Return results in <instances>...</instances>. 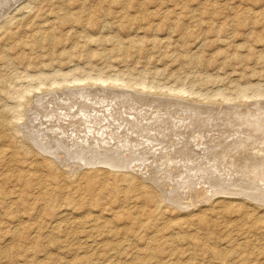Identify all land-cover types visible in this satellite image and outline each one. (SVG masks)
<instances>
[{
  "label": "rangeland",
  "instance_id": "obj_1",
  "mask_svg": "<svg viewBox=\"0 0 264 264\" xmlns=\"http://www.w3.org/2000/svg\"><path fill=\"white\" fill-rule=\"evenodd\" d=\"M263 109L264 0H0V264H264V182L254 185L248 174L220 169L221 191L211 199L192 201L190 194L201 186L190 194L174 186L175 196L174 187L165 189L177 170L186 174L183 165L200 169L192 158L185 163L176 155L185 151L183 138L195 149L210 133L251 138L249 125L257 132L264 127ZM60 112L69 119L79 115L71 133L57 129L69 120ZM161 114L190 128L177 133L161 123ZM152 117L156 124L148 123ZM117 130H127L133 149ZM80 135L98 149L80 152L74 147ZM260 136L264 131L254 139L263 142ZM54 137L62 141L57 145ZM245 138L237 143H248ZM118 139L136 155L130 159L135 153L128 155ZM168 140L176 145L169 153ZM240 153L225 155L241 165L257 158L252 151ZM215 161L212 170L220 165ZM118 164L124 169H115ZM137 167L147 169L146 176ZM168 192L174 198H166Z\"/></svg>",
  "mask_w": 264,
  "mask_h": 264
},
{
  "label": "bare ground",
  "instance_id": "obj_2",
  "mask_svg": "<svg viewBox=\"0 0 264 264\" xmlns=\"http://www.w3.org/2000/svg\"><path fill=\"white\" fill-rule=\"evenodd\" d=\"M78 81V80H77ZM104 82V81H103ZM106 84V83H105ZM87 85V84H86ZM89 86V85H88ZM87 87V86H86ZM85 87V88H86ZM100 87V86H99ZM66 88V87H65ZM68 88V87H67ZM70 88V87H69ZM90 88V87H89ZM79 89V88H78ZM66 90V89H65ZM87 90V89H86ZM107 90V89H106ZM109 91V90H108ZM67 92V91H66ZM81 92V91H80ZM83 92V91H82ZM93 92V91H92ZM91 92V93H92ZM76 93V92H75ZM86 93H88V92H86ZM106 93V92H105ZM128 93V92H127ZM74 94V93H73ZM89 95V94H88ZM96 95V94H95ZM122 95V94H121ZM92 96V95H91ZM137 96V95H136ZM114 97V96H113ZM119 97V96H118ZM122 97V96H121ZM124 97V96H123ZM126 97V96H125ZM40 98H42V97H40ZM89 98V97H88ZM98 98V97H97ZM129 98V97H128ZM44 99V98H43ZM74 99V98H73ZM95 99V98H94ZM53 100V102H54V98L52 99ZM56 100V99H55ZM77 100V99H76ZM84 100V99H83ZM127 100V99H126ZM40 101V102H39ZM38 102H39V105H38V107H40V103H41V100H39ZM72 101V100H71ZM100 101V100H99ZM98 101V102H99ZM124 101V100H123ZM139 101V100H138ZM66 102V101H65ZM81 102V101H80ZM86 102V101H85ZM90 102V101H89ZM48 103V102H47ZM76 103V102H75ZM78 103V102H77ZM93 103L95 104V102H92L90 105H93ZM96 103H97V101H96ZM38 104V103H37ZM43 104H44V102H43ZM54 104V103H53ZM57 104H59L58 102H57ZM56 104V105H57ZM61 104V103H60ZM59 104V105H60ZM83 104V103H82ZM81 104V105H82ZM86 104V103H85ZM84 104V105H85ZM102 104V103H101ZM175 104V103H174ZM62 105H64L65 106V104H64V102H63V104ZM71 105V104H70ZM69 105V106H70ZM77 105V104H76ZM81 105H79V106H81ZM87 105H89L88 104V102H87ZM96 105V104H95ZM94 105V106H95ZM99 105V104H98ZM179 105V104H178ZM182 106H183V104H181ZM186 105H188V104H186ZM42 106H44V105H42ZM53 106V105H52ZM63 106V107H64ZM68 106V105H67ZM66 106V107H67ZM75 106V105H74ZM94 106H92V108L94 107ZM101 106H103V105H101ZM115 105H114V103H113V107H114ZM45 107V106H44ZM57 107V106H56ZM59 108H60V106H58ZM62 107V108H63ZM71 107H72V105H71ZM77 107H78V105H77ZM82 107V106H81ZM91 107V106H90ZM99 107V106H98ZM97 107V108H98ZM104 107V106H103ZM110 107H112V105L110 106ZM117 107V106H116ZM180 107V106H179ZM45 108H47V107H45ZM58 108V109H59ZM76 108V107H75ZM83 108H85V107H83ZM83 108L82 109H80L79 111L81 112V110L83 111ZM96 108V107H95ZM119 108V107H118ZM39 108H37V110H38ZM40 109H42V108H40ZM65 109V108H64ZM63 109V110H64ZM71 109V108H70ZM94 109V108H93ZM128 109V108H127ZM165 109V108H164ZM262 109V108H261ZM260 109V110H261ZM49 110H50V108H49ZM52 110H53V107H52ZM60 110V109H59ZM59 110H57V111H59ZM68 110V112H70V111H74V109H71V110H69V109H66V110H64V112L65 111H67ZM88 109L86 108V111H87ZM92 110V109H91ZM91 110H90V112H91ZM98 111L99 110H104V109H102V107H101V109L100 108H98L97 109ZM117 110V109H116ZM115 110V111H116ZM166 110V109H165ZM179 110V109H178ZM211 110V109H210ZM231 110V109H230ZM264 110V109H263ZM40 111V110H39ZM43 111H46L47 112V109L45 110H43ZM54 111H55V109H54ZM56 111V112H57ZM100 111V112H101ZM111 111V110H110ZM113 111V110H112ZM118 111V110H117ZM146 111V110H145ZM187 111V110H186ZM192 111V110H191ZM237 111V110H236ZM63 112V113H64ZM67 112V113H68ZM143 112V111H142ZM172 112V111H171ZM210 112V111H209ZM233 112V111H232ZM39 113V112H38ZM49 113V112H48ZM55 113V112H54ZM61 114H63L62 112H60ZM79 113V112H78ZM78 113H76V114H78ZM117 113H119V112H117ZM158 113V112H157ZM169 113V112H168ZM182 113V112H181ZM188 113V112H187ZM196 113V112H195ZM261 113H262V110H261ZM264 113V112H263ZM45 114V113H44ZM44 114H43V116H44ZM50 114H51V116H52V114H53V112L51 113L50 112ZM74 114V113H73ZM80 114V113H79ZM86 114H87V112H86ZM90 114H92V113H90ZM94 114H96V116H97V118L96 119H98L99 117H98V114L97 113H94ZM101 114H102V112H101ZM128 114V113H127ZM162 114H164V113H162ZM161 114V115H162ZM188 114H190V111H189V113ZM229 114V113H228ZM248 114V113H247ZM54 115V114H53ZM56 115V114H55ZM54 115V116H55ZM75 115V114H74ZM82 115H83V113H82ZM85 115V114H84ZM103 115V114H102ZM123 115V114H122ZM155 115H157L156 113H155ZM161 115H160V117H161ZM214 115V114H213ZM259 115V114H258ZM35 116V115H34ZM39 116V115H38ZM43 116H41L40 115V117H43ZM47 116V115H46ZM59 116V115H58ZM58 116H57V119H58ZM61 116V115H60ZM64 116L65 117H67L66 116V114L64 113ZM71 116V115H70ZM92 116V115H91ZM100 116V115H99ZM112 116V115H111ZM132 116V115H131ZM142 116V115H141ZM163 116V115H162ZM165 116V115H164ZM164 116H163V118H161V120H162V124L165 126V125H168V127H170L171 125H174V127L172 128V130L173 131H175V132H179L180 133V131L181 130H185L186 129V131L188 130V127L190 126V125H187V126H185V125H179L180 124V122L182 123V121H180V122H178V120H165V118H168V116H165V118H164ZM232 116V115H231ZM234 116V115H233ZM48 117V116H47ZM49 117H50V115H49ZM90 117V116H89ZM121 117V116H120ZM144 117V116H143ZM153 117H154V115H153ZM153 117H152V119L150 120V121H148V123L150 122V123H153V124H156L157 122H156V119H153ZM158 117V116H157ZM176 117V116H175ZM180 116H177L176 118H179ZM190 117V116H189ZM199 117V116H198ZM207 117V116H206ZM44 118V117H43ZM54 118H56V117H54ZM63 118V117H62ZM68 118V117H67ZM77 118H79V115L77 116H74L73 118H71V119H69L68 121L66 120V122L63 120L62 122L64 123V125H60V127H58L57 129H68L69 130V132H70V129H72L73 127L75 128V126H76V124H78L79 123V119L77 120ZM84 119H85V116L83 117ZM92 118V117H91ZM95 118V117H94ZM102 118V117H101ZM132 118V117H131ZM171 118V117H170ZM187 118H188V115H187ZM191 118V117H190ZM192 118H194V119H197V115L195 116V114L193 113V115H192ZM200 118V117H199ZM205 118V117H204ZM36 119H37V117H36ZM46 117H45V121H46ZM87 119V118H86ZM88 119H90V118H88ZM100 119V118H99ZM122 119V118H121ZM125 118L123 117V120H124ZM150 119V118H149ZM149 119H147V120H149ZM164 119V120H163ZM175 119V118H174ZM180 119V118H179ZM183 118H181L180 120H182ZM186 119V118H185ZM185 119H184V121H185ZM201 119H202V116H201ZM253 119V118H252ZM262 119V118H261ZM41 120H42V118H41ZM50 120H52L53 121V118L52 119H50ZM56 120V119H55ZM61 120V119H60ZM60 120H58V121H60ZM81 120V119H80ZM127 120V119H126ZM126 120H125V122H126ZM133 120V119H132ZM158 120H160V119H158ZM187 120V122H188V119H186ZM191 120V119H190ZM197 120H199V119H197ZM203 120V119H202ZM207 120V119H206ZM209 120V119H208ZM207 120V121H208ZM255 120V119H254ZM44 121V120H43ZM42 121V122H43ZM44 121V122H45ZM48 121V120H47ZM89 121V120H88ZM93 121V120H92ZM97 121L98 122H100L99 120H96L95 121V123H97ZM102 121H104L103 119H102ZM170 121V122H169ZM177 121V122H176ZM183 121V122H184ZM236 121V120H235ZM245 121H247L246 119H245ZM259 121V120H258ZM262 121V120H261ZM38 122H40V121H38ZM42 122H40V123H42ZM83 122H84V120H83ZM89 122H91V121H89ZM89 122L88 123H86V120H85V123L86 124H89ZM193 122V121H192ZM197 122V121H196ZM248 122V121H247ZM49 123V122H48ZM55 122H53V124H54ZM92 123V122H91ZM131 122H129V124H130ZM144 123H146V121L144 122ZM144 123H143V126H144ZM179 123V124H178ZM186 123V122H185ZM189 123H190V121H189ZM188 123V124H189ZM242 123V122H241ZM56 124V123H55ZM80 124H81V121H80ZM93 124V123H92ZM103 124H104V122H103ZM105 124H107V122L105 123ZM104 124V125H105ZM128 124V125H129ZM134 123H132L131 125H133ZM151 125L150 127H153L154 125ZM223 124V123H222ZM33 125V124H32ZM31 125V126H32ZM39 125H41V124H39ZM52 125V124H51ZM57 125V124H56ZM55 125V126H56ZM97 125H99V124H97ZM135 125V124H134ZM192 125V124H191ZM194 125V124H193ZM243 125V124H242ZM245 125V124H244ZM261 125V124H260ZM49 126V125H48ZM54 126V127H55ZM58 126V125H57ZM89 126H90V124H89ZM93 127H94V124L92 125ZM103 126V125H102ZM142 126V127H143ZM163 126V127H164ZM33 127V126H32ZM41 127V129L42 128H44L43 126H40ZM40 127H38V128H40ZM51 127V126H50ZM50 127H49V129H50ZM78 127H79V125H78ZM86 127H88L87 125H86ZM85 127V128H86ZM93 127H90V128H93ZM101 127V126H100ZM100 127H98V128H100ZM105 127V126H104ZM107 127H108V125H107ZM107 127H105V129H107ZM130 127V126H129ZM141 127V126H140ZM144 127H147V126H144ZM224 127H226V126H224ZM240 127V126H239ZM46 128H47V126H46ZM56 128V127H55ZM77 128V127H76ZM102 128V127H101ZM100 128V129H101ZM113 128V127H112ZM131 128H132V126H131ZM131 128H130V130H131ZM148 128V130H149V133H151V132H154L155 133V135H157L158 134V137H162L163 138V136H162V133L160 132V131H158V129H151L152 131H150V129H149V127H147ZM165 128V127H164ZM190 128V127H189ZM195 128V127H194ZM203 128V127H202ZM236 128V127H235ZM246 128H247V126H246ZM248 128H251L250 130L252 131H250L251 133H253V135H252V137H253V139H251V138H249V136H248V138H247V136H246V138L243 136V137H240V135H238V138L236 137L237 135H229V136H224V137H222V136H220L219 134H212V133H210L211 135H209V134H207V132H206V135L208 136V138L205 140V142H202V143H200V146H201V148H200V146H198V149H195V147H194V145H191L190 143H188V141L185 143V141H184V138H183V142H179V144H181V146L180 147H183V148H185L184 150L185 151H180L179 149H177V151H176V155L177 154H180V159L182 160V162L184 161L185 163H187L186 161H189V159H191V164H197L198 166H200L199 168L200 169H197V167H194V169L196 168L197 170H193L190 166L186 169L185 168V165H183V167H184V170H187V172H186V174H182V172H181V174H179V172H178V170H177V172H176V177H174L173 178V174H170L169 173V175H170V177H171V175H172V178L173 179H169V181H167V182H169V183H167L166 184V186L165 187H167V188H165V189H168V191L170 192V190L172 191V189H173V187L175 186L176 188H177V190L178 189H180V191H181V188H183L184 189V191L185 192H187V193H189V191L191 190V189H195L196 188V186H201V187H199V188H197V189H195L194 190V196L193 195H191L190 193V197H192V201L193 200H196L195 202H199L200 201V199L199 198H201V196H202V198H206V199H209L210 198V194L211 195H213V194H217L218 192H220L221 190V187H220V189H219V187H218V182H217V180L218 179H220L221 178V174L219 173V170L220 169H226V170H228L229 172H230V174L231 173H240L241 175H243V176H246L247 174L248 175H250V177L254 180L253 181V183L252 184H254V185H257V184H259V185H262L263 184V182H264V150H259V148H261V147H263L264 146V141L262 142V140L260 139H254V135H257V137L259 136V132L260 131H264V127H263V129L262 130H258V132L257 131H255V126L254 127H250V125L248 126ZM262 128V127H261ZM30 129V127L28 128V130ZM32 129H34V128H32ZM31 129V130H32ZM36 130H37V128H35ZM34 129V130H35ZM40 129V130H41ZM48 129V128H47ZM51 129H53L52 127H51ZM50 129V130H51ZM104 129V130H105ZM117 129H118V127H117ZM125 129V128H124ZM123 129V130H124ZM128 129V128H127ZM134 130H135V128H133ZM138 129V128H137ZM143 129H145V128H143ZM168 129V131L166 130V128L163 130L164 131V133H166V132H169L170 130H169V128H167ZM204 129V128H203ZM238 129V128H237ZM259 129V128H258ZM43 130V129H42ZM41 130V131H42ZM45 130V129H44ZM61 130H59V131H61ZM67 130V131H68ZM72 130H74V129H72ZM83 130V129H82ZM87 130V129H86ZM85 130V131H86ZM91 130V129H90ZM89 130V131H90ZM94 130V129H93ZM97 129H95V131H96ZM103 130V131H104ZM110 130V129H109ZM108 130V131H109ZM147 130V129H146ZM145 130V131H146ZM147 130V131H148ZM157 130V131H156ZM192 130H194L193 128H192ZM204 130H206V129H204ZM47 131H49V130H47ZM53 131V130H52ZM77 131L78 132H80L79 130H78V128H77ZM84 131V133L86 134V132ZM92 131V130H91ZM102 131V132H103ZM115 131V130H114ZM113 131V132H114ZM126 131L127 130H125L124 132H119L118 130H117V134H119L118 136L119 137H125L126 138ZM128 131H129V129H128ZM137 131V130H136ZM135 131V134L136 133H138L139 135H144L145 136V133H144V131L143 130H141L142 132V134L141 133H139L138 131H139V129H138V131L136 132ZM191 131V130H190ZM188 132V135L191 133V132ZM241 131V130H240ZM244 131H246V130H244ZM51 132V131H50ZM57 131H55V133H56ZM61 132H64V131H61ZM68 132V133H69ZM72 132V131H71ZM70 132V133H71ZM82 132V131H81ZM88 132V131H87ZM104 132H107V131H104ZM102 133V134H105V133ZM110 132V131H109ZM130 132V131H129ZM185 132V131H184ZM201 132V131H200ZM203 132V131H202ZM238 132V131H237ZM236 132V133H237ZM249 132V133H250ZM37 132H35V134H36ZM40 132H38L37 134H39ZM49 132H47V134H48ZM52 133V132H51ZM59 133V132H58ZM65 133H66V131H65ZM67 133V134H68ZM69 133V135H71ZM89 134L88 135H91L90 134V132H88ZM94 133V132H93ZM96 133V132H95ZM112 133V132H111ZM116 133V132H115ZM114 133V134H115ZM131 133V132H130ZM132 133H134L133 131H132ZM186 133V132H185ZM204 133V132H203ZM240 133V132H239ZM243 133V132H242ZM33 134V133H32ZM43 134V133H42ZM50 134V133H49ZM53 134V133H52ZM62 134V133H61ZM60 134V135H61ZM76 134V133H75ZM83 134V133H82ZM97 134V133H96ZM96 134H95V136H96ZM99 134H101V133H98V138H99ZM113 134V133H112ZM133 135L134 136V138H135V136H137V135ZM173 134V133H172ZM30 135H31V133H30ZM64 135H66V134H64ZM68 135V137H70ZM72 135H73V133H72ZM77 135V134H76ZM93 135V134H92ZM106 135V134H105ZM111 135V134H110ZM150 134H148V136H149ZM153 134H151L150 136H152ZM155 135H154V137H155ZM205 135V136H206ZM246 135H247V133H246ZM35 135H33L32 137H31V139H33L34 140V137ZM45 136H46V133H45ZM50 136H51V134H50ZM49 136V137H50ZM55 136V135H54ZM62 136V135H61ZM81 137H82V141H81V143H79L78 142V139H77V137L75 138V139H77V143H79V145H77V143L75 144V142H74V144H72V146L74 145V147L76 148L77 146H80V152L83 150V151H85V154H87V152L86 151H88V152H91V151H93V145H94V143H93V145H91V143L89 144L88 143V141H86V136L85 135H80ZM85 136V137H84ZM107 137H110V136H108V135H106ZM106 136H104V137H106ZM111 136H113L114 137V135H111ZM147 136V137H148ZM172 136V135H171ZM195 136H199V135H195ZM202 136H204V134L202 135ZM204 136V137H205ZM251 136V135H250ZM262 136V135H261ZM260 136V137H261ZM38 137V139L40 140L41 138H39V136H37ZM43 137V136H42ZM56 137V136H55ZM54 137V138H55ZM60 137V136H59ZM59 137H57V138H55V142H56V144L58 145V143H60L62 140H60V138ZM64 137V136H63ZM73 137V136H72ZM71 137V138H72ZM88 137V136H87ZM90 137V136H89ZM128 137V136H127ZM153 137V136H152ZM178 137V136H177ZM264 137V136H263ZM44 138V137H43ZM42 138V139H43ZM52 138V137H51ZM51 138H49V139H51ZM93 138H95V137H93ZM92 138V139H93ZM98 138H96V139H98ZM101 138V137H100ZM99 138V139H100ZM111 138V137H110ZM118 138V137H117ZM125 138H124V140H125ZM130 138H131V135H130ZM130 138L128 139V138H126V140L127 141H125L126 142V145H129L130 146V148L132 147L131 145H133V142L130 140ZM138 138V136L135 138V140ZM140 138V137H139ZM150 138V137H149ZM172 138V137H171ZM174 138H176V137H174ZM180 138V137H179ZM193 138V137H192ZM196 138H199V137H196ZM246 139V141H248V143L247 142H245V143H237V141H239L240 139ZM262 138V137H261ZM36 139V138H35ZM45 139L46 138H44V141H45ZM62 139H65V137L64 138H62ZM104 139V138H103ZM101 140V144L103 143H107V142H103L104 140ZM114 139V138H113ZM115 139H116V137H115ZM141 139V138H140ZM158 139V138H157ZM157 139H154L153 140V138H152V143L155 141V140H157ZM181 139V138H180ZM186 139H187V136H186ZM263 140H264V138H262ZM47 140V139H46ZM67 140H69V138L67 139ZM71 140H74V139H71ZM79 140H81V139H79ZM94 140V139H93ZM107 140V139H106ZM119 140V142L121 141L120 139H118ZM118 140H117V142H118ZM173 140V139H172ZM172 140H168V141H166V142H169L170 144L167 146L166 145V147H165V149L167 150L166 152H168V150L169 149H172L171 147H174V146H176V145H174V144H172ZM188 140V139H187ZM194 140V139H193ZM197 140H199V139H197ZM225 140H228L227 141V144L223 147H221L220 146V142H222V141H225ZM43 141V142H44ZM51 141V140H50ZM70 141V140H69ZM76 141V140H75ZM96 141V140H95ZM100 141V140H99ZM115 141V140H114ZM177 141V140H176ZM203 141V140H202ZM245 141V140H244ZM38 142V140L36 141V143ZM42 141H40V144L41 143H43ZM49 142V141H48ZM73 142H70V145H71V143H73ZM97 142V141H96ZM111 142H112V140H111ZM116 142V143H117ZM118 142V143H119ZM155 142H157V141H155ZM243 142V141H242ZM39 143V142H38ZM62 143H64V141L62 142ZM61 143V144H62ZM99 143V142H98ZM109 144H110V142H108ZM135 144H136V142H134ZM158 143V142H157ZM173 143H176V142H173ZM263 143V144H262ZM34 144H35V140H34ZM44 144H46V143H44ZM48 144H50V143H48ZM61 144H59V146L58 147H60L61 146ZM66 145L68 144V142L67 143H65ZM96 144V143H95ZM112 144V143H111ZM113 144L115 145V147L118 145H116L114 142H113ZM119 144H121V145H124V146H126L125 145V143L124 144H122L121 142L119 143ZM138 144V143H137ZM136 144V145H137ZM140 144V143H139ZM156 144V143H155ZM166 144H168V143H166ZM176 144H178V143H176ZM199 143H198V141H197V144L196 145H198ZM249 144V145H248ZM38 145V144H37ZM36 145V146H37ZM51 145V144H50ZM106 145V144H105ZM156 145H158V144H156ZM155 145V146H156ZM171 145V146H170ZM207 145V146H206ZM40 146V145H39ZM42 146H44V145H42ZM42 146H40V148L42 147ZM97 146V145H96ZM101 146H103V145H101ZM109 145H107V147H108ZM120 145H118L117 147H119ZM129 146H126L127 147V154L128 155H131L133 152H134V150L133 151H131L132 149H133V147H132V149H130L129 148ZM139 146V145H138ZM152 146V145H151ZM151 146H147L146 145V147L148 148V149H151ZM159 146V145H158ZM157 146V147H158ZM38 147V146H37ZM48 147L50 148V146L48 145ZM55 147H56V149H58L57 148V146L55 145ZM63 147H65L64 149L66 150H68V149H70V148H66V146L64 145ZM97 147H99V145L97 146ZM96 147V148H97ZM111 147V146H110ZM116 147V148H117ZM120 147H122L123 148V146H120ZM120 147H119V152H121L120 150L122 149H120ZM125 147V148H126ZM137 147V146H136ZM140 147V146H139ZM257 147H259V148H257ZM45 148V147H44ZM44 148H43V150H44ZM83 148V149H82ZM113 149H114V146L112 147ZM153 148V147H152ZM159 148L160 149H162V147H160L159 146ZM197 148V147H196ZM254 148H257V150H254ZM48 148H46L45 150H47ZM51 149V148H50ZM55 149V148H54ZM61 149V148H60ZM72 149V148H71ZM98 149V148H97ZM96 149V150H97ZM118 149V148H117ZM117 149H115L116 151H117ZM124 149V148H123ZM123 149H122V151H123ZM154 149V148H153ZM174 149V148H173ZM196 151H195V150ZM51 150H53V149H51ZM74 150V149H73ZM95 150V149H94ZM95 150V151H96ZM104 150V149H103ZM102 150V151H103ZM125 150V149H124ZM125 150V151H126ZM156 150V149H155ZM183 150V149H182ZM217 150V151H216ZM240 150H246L247 151V153H250L251 151L254 153L255 152V154L257 155V158L256 159H254V158H252V157H250V158H246V165H241L240 163L242 162V161H239L238 159L237 160H234V161H231V156H227V155H225L226 154V152H228L229 154H231V153H233V154H235V155H237V156H241V153H240ZM42 151V150H41ZM61 151H62V149H61ZM69 151V150H68ZM71 151V150H70ZM100 151V150H99ZM99 151L97 152V153H99ZM101 151V152H102ZM108 151H110V150H108ZM111 151H113L112 149H111ZM111 151H110V155L112 154L111 153ZM147 151V150H146ZM157 151H158V149H157ZM160 151V150H159ZM158 151V152H159ZM165 151V150H164ZM174 151V150H173ZM63 152V151H62ZM65 152V151H64ZM63 152V153H64ZM72 152V151H71ZM118 152V153H119ZM136 152V151H135ZM134 152V153H135ZM154 152V151H153ZM157 152V153H158ZM172 152V151H171ZM218 152H223L222 154H224L222 157H215L214 155H215V153H218ZM46 153H49V152H47L46 151ZM56 153V152H55ZM59 153V152H58ZM67 151H66V155H67ZM70 153V152H69ZM69 153H68V155H69ZM75 153V152H74ZM78 152H76L75 154H77ZM84 153V152H83ZM104 153L106 154V151L104 150ZM147 153V152H146ZM163 153V152H162ZM161 153V154H162ZM169 153V152H168ZM168 153H166V154H168ZM175 153V152H174ZM79 154V153H78ZM84 154V155H85ZM92 154V153H91ZM96 154V153H95ZM94 154V155H95ZM100 154V153H99ZM99 154H97V155H99ZM115 154V152H113V155ZM159 154V153H158ZM161 154H159V155H161ZM164 154V153H163ZM166 154L165 155H162L163 157L164 156H166ZM49 155H52V154H49ZM71 155V154H70ZM104 155V154H103ZM108 155V153L105 155V156H107ZM109 155V156H110ZM121 155V154H120ZM134 155H136V153L135 154H133L131 157H130V159L134 156ZM148 155V154H147ZM171 155H173L172 153H171ZM175 155V154H174ZM53 156V155H52ZM62 156H63V154H62ZM72 156V155H71ZM73 156H76V155H73ZM73 156L72 157H70V158H73ZM101 156V155H100ZM108 156V157H109ZM151 156V155H150ZM152 156H153V154H152ZM168 156H170V155H168ZM215 157V159L214 160H216L215 161V163L216 164H220L219 166H218V170H212L213 169V167H215V166H213V165H211L210 166V162L211 161H214V160H212V157ZM261 156V157H260ZM66 156H64V158H65ZM88 157V156H87ZM90 157V156H89ZM97 157V156H96ZM95 157V158H96ZM108 157H106V159L108 158ZM112 156H110V158H111ZM114 157V156H113ZM112 157V158H113ZM120 157V156H119ZM148 157V156H147ZM161 157V156H160ZM163 157H162V160H163ZM60 158H63V157H60ZM80 158L82 159V157L80 156ZM83 158H86V157H83ZM104 158V157H103ZM102 158V159H103ZM116 158V157H115ZM118 158V157H117ZM116 158V159H117ZM121 158V157H120ZM146 158V157H145ZM153 158V157H152ZM156 158V157H155ZM157 158H159L158 156H157ZM174 158V157H173ZM173 158H171V159H173ZM176 158V157H175ZM177 158H178V156H177ZM196 159V160H194V159ZM57 159H59V156H58V158ZM69 159V158H68ZM74 159V158H73ZM81 159H79V155H78V159L77 160H81ZM98 159V158H97ZM97 159H94V160H97ZM106 159H103L104 161L106 160ZM123 159H124V156H123ZM136 158H134L133 159V161H136L135 160ZM90 160H91V158H90ZM93 160V161H94ZM107 160H109V159H107ZM118 160V159H117ZM125 160V159H124ZM127 161H125V162H129L128 161V159H126ZM145 160V159H144ZM159 160H160V158H159ZM162 160H161V163H162ZM164 160H165V158H164ZM176 160H179V159H176ZM82 162H84V161H86L85 159L84 160H81ZM114 161V160H113ZM120 161V160H119ZM119 161H118V163H119ZM123 161V160H122ZM132 161V163H135V162H133ZM167 161V160H166ZM165 161V162H166ZM168 161H169V157H168ZM175 161V160H174ZM174 161H171V163L172 162H174ZM78 162V161H77ZM87 162V161H86ZM88 162H89V160H88ZM87 162V163H88ZM100 162H102V160L100 161ZM107 162H109V161H107ZM121 162V161H120ZM137 162V161H136ZM140 162V161H139ZM155 162V165H157L158 164V160H157V162L156 161H154ZM170 162V161H169ZM176 162V161H175ZM179 162V161H178ZM85 163V162H84ZM83 163V164H84ZM92 163V162H91ZM116 163V162H115ZM171 163H170V165H171ZM184 163V164H185ZM64 164H67V166H69L68 165V163H67V161H66V163L64 162ZM112 164V163H111ZM117 164V163H116ZM128 164H130L131 165V163H128ZM167 164H168V162H167ZM176 164V163H175ZM174 164V165H175ZM180 164V163H179ZM183 163H181V165H182ZM80 165H81V163H80ZM86 165H88V164H86ZM98 165V164H97ZM121 165V164H120ZM119 164L118 165H114V166H118V167H120V168H115V169H124V168H121V166H120ZM133 165V164H132ZM169 165V164H168ZM173 165V164H172ZM173 165V166H174ZM187 165V164H186ZM109 166H110V163H109ZM111 166H113V165H111ZM123 166V165H122ZM129 166V165H128ZM137 166V165H136ZM140 166V165H139ZM194 166H196V165H194ZM125 167V166H124ZM168 167H170V166H168ZM128 168V167H127ZM126 168V169H127ZM137 168H139V167H137ZM179 168V167H178ZM177 168V169H178ZM259 168H261L262 170L260 171L259 170ZM142 169V168H141ZM140 168H139V170H141ZM175 169H176V167H175ZM138 170V171H139ZM170 170V169H169ZM174 170V169H173ZM193 170V171H192ZM142 171V170H141ZM175 171V170H174ZM173 171V172H174ZM180 171V170H179ZM166 172L168 173V171L166 170ZM146 173H148V171H147V169L145 170V171H142V174H146ZM205 173V174H204ZM211 173V174H210ZM141 174V175H142ZM156 174V173H155ZM210 174V175H209ZM253 174V176H251ZM157 175V174H156ZM175 175V174H174ZM192 176L191 178H187V177H189V176ZM194 175H196V176H194ZM208 175V176H207ZM232 175V174H231ZM230 175V176H231ZM146 176V175H145ZM150 176V175H149ZM165 176H167V174L165 175ZM236 176V175H235ZM168 178H170L169 176H167ZM198 177H200V179L198 178ZM162 178V177H161ZM237 178H239V177H236V179ZM157 179V178H156ZM159 179H160V177H159ZM165 179V178H164ZM242 179L243 178H241V180L240 181H242ZM252 179H251V181H252ZM168 180V179H167ZM249 180V179H248ZM261 180H262V182H261ZM165 181H166V179H165ZM196 181H198L197 183H196ZM234 181H236L235 179H234ZM240 181H238V182H240ZM219 182H220V180H219ZM237 182V183H238ZM243 182V181H242ZM164 183V182H163ZM237 183H235V184H237ZM246 183V181L244 182V184ZM249 183H250V180H249ZM220 184V183H219ZM224 184V183H223ZM222 184V185H223ZM243 184V183H242ZM243 184V185H244ZM158 185V184H157ZM160 185V184H159ZM164 185V184H163ZM161 186V185H160ZM220 186V185H219ZM227 186V185H226ZM237 186V185H236ZM245 186H247L246 184H245ZM249 186V185H248ZM175 187H174V189H173V193L171 192V194H174V196H175V193L176 192H178V191H176V192H174V190H176L175 189ZM195 187V188H194ZM228 187V186H227ZM227 187H226V189H227ZM250 187V186H249ZM254 187V186H253ZM256 187V186H255ZM262 187H264L263 185H262ZM224 188V187H223ZM231 188V187H230ZM235 188V187H234ZM251 188V187H250ZM250 188H248V190L250 189ZM257 188H258V186H257ZM229 189V188H228ZM233 189V188H232ZM237 189H239V187L237 188ZM254 189H256V188H254ZM264 189V188H263ZM220 190V191H219ZM230 190V189H229ZM242 190V189H241ZM248 190H245L246 191V193H247V191ZM165 191H167V190H165ZM183 191V190H182ZM193 191V190H192ZM191 191V192H192ZM226 191V190H225ZM235 191V190H234ZM238 191V190H237ZM244 191V190H243ZM251 191V190H250ZM252 191H253V189H252ZM259 191L261 192V190H260V188H259ZM169 192L168 193H165L166 195V198H172V196L169 194ZM227 192V191H226ZM228 192H230V191H228ZM239 192H240V190H239ZM242 192V191H241ZM255 192V191H254ZM256 192H257V190H256ZM224 193V192H223ZM233 193V192H232ZM250 193V192H249ZM263 194H264V192H262ZM178 194V193H177ZM180 194H181V192H180ZM248 194V193H247ZM246 194V195H247ZM251 194V193H250ZM254 194V193H253ZM258 195L260 194L261 195V193H257ZM257 194H255V195H257ZM187 195V194H186ZM233 195V194H232ZM259 195V196H260ZM174 196H173V198H174ZM181 196H182V194H181ZM181 196H180V198H181ZM248 196H249V194H248ZM247 196V197H248ZM183 197H184V195H183ZM183 197L181 198V199H183ZM184 198H186V197H184ZM250 198H251V196H250ZM252 198L254 199V197L252 196ZM211 199V198H210ZM259 199H261V198H259ZM264 199V198H263ZM262 199V200H263ZM169 200V199H168ZM181 201V200H180ZM191 201V202H192ZM261 201V200H260ZM264 202V201H263ZM183 203V202H182Z\"/></svg>",
  "mask_w": 264,
  "mask_h": 264
}]
</instances>
